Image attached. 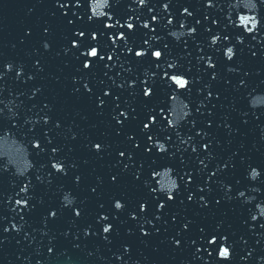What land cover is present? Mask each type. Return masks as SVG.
Listing matches in <instances>:
<instances>
[{"label":"snow or ice","instance_id":"6c2138e0","mask_svg":"<svg viewBox=\"0 0 264 264\" xmlns=\"http://www.w3.org/2000/svg\"><path fill=\"white\" fill-rule=\"evenodd\" d=\"M54 2L60 20L66 22V27L72 26L71 35L66 37L69 44L64 45L62 51L64 54L70 53L78 62L71 76L73 86L69 96L78 102L84 101L90 104L97 115H103L110 108L109 126L117 137L121 135L124 137L120 145L115 148L103 139H90L85 147L93 151L97 157H103L109 149L115 152L116 159L110 167L108 177L110 183L121 186L130 178L132 183L146 189L148 193V196L139 198L131 208L124 194L112 195L109 200L110 207L104 210L105 204L99 203L98 208L101 211L95 217V223L77 228L78 233L85 238L100 237L111 245L115 236L119 234L115 222L120 219L119 214L127 210L128 217L137 225L136 229L129 228L128 234L133 235L138 231L142 242L147 244L155 234L160 233L161 229L156 227V222L167 215L165 210L170 209V202L174 203L177 194L181 192L186 193L184 200L195 201L202 209L208 208L213 203L219 206L224 200H238L241 205H249L256 200L255 196L248 193H258L261 191L260 187L242 185L240 180H236L233 184L217 179L220 172L232 163L231 157L227 162L217 164L215 168L209 170L208 162L215 158L210 147L215 138L206 142L204 138L212 135L207 130L214 123L211 118L214 116L212 109H207L209 118L202 121L204 127L199 126L201 122L199 116L193 117L195 113L203 114L210 98L213 96L217 100L220 98V92L212 90V83L221 79L220 71L217 70L219 58L216 53H220L226 62H232L237 57L238 51H243L238 49L237 45L244 43L245 33L252 34L251 39L256 40L255 33L264 31V0H204L207 8L220 9L225 20L222 27L219 18L211 20V24L219 29L216 31H213L212 27L202 26L206 45L204 41H197L198 51L202 54L196 59L206 65L201 72L209 76L207 82H203L202 75L193 78L190 74L191 69L185 68L180 62L181 57L174 56L170 44H161L162 37L156 34L157 28L152 22L159 24L165 13L168 14L165 27L174 26L175 14L169 12L171 0H164L160 5L162 9L160 15L152 14L150 19L122 14L116 7L119 0H63V2L54 0ZM134 2L137 6H145L149 13H153L154 9L149 6V0H134ZM69 7L72 9L70 15ZM31 11L32 9H29V12ZM52 15L57 16V12H53ZM181 15L191 17L193 12L188 7H183ZM208 19L209 14H206L204 20ZM45 24L47 26L43 27V33L46 35L41 47L47 52L52 48L53 29L47 21ZM137 24L141 29L148 30L139 40L136 39ZM178 24V29L168 31L169 37L174 38L176 42H181L185 37L196 39L199 31L196 25H201L199 19L194 25H189L186 19H179ZM229 26L233 30L240 31H228ZM31 35L32 29L26 27L24 39ZM183 46L188 47L187 39L183 40ZM205 46L214 50L212 55L203 54ZM251 55L256 56L257 53L251 52ZM41 61L42 55L40 59L34 61L32 67L35 72H27L23 63L16 64L12 61L3 63L0 65V80L14 71L16 79L32 81L38 73L44 71ZM225 67L229 73L241 72L240 67L230 63H226ZM248 75V72H244L238 84L233 87L249 88L247 80L243 78ZM198 81L202 83V87H195ZM225 83L231 84V81ZM2 91L3 89L0 88V92ZM41 91L40 87H33L30 93L15 92L11 99L0 96V105H2L0 143L10 141L16 146V152L23 157L21 163L13 156L0 152V173L14 170L16 177L23 178L16 185L18 191L8 195L5 201H0V203H10V211L13 214L11 218L0 215V250L9 239L3 234L15 232L22 233V240L27 241V244H22L21 240H16L18 245H22L23 250L27 251L31 247L32 252L37 256L44 250L52 256H61L67 250L60 249L59 238L50 225H53L66 211H70L72 213L70 224L75 227L76 219L85 214V206L84 201L79 200L73 189L61 184L57 188L61 193L60 206L50 205L44 209L38 220H32V215L37 209V203L33 202L37 185L29 178L32 170H35L36 181L40 183L46 181L51 185L54 179L67 177L70 168L77 167L75 163L69 164L66 157L61 155L63 151L61 146H52L53 130H61L65 127L63 119L54 118L52 103H44L35 113L33 112L37 107L35 104L23 112L19 111L25 106L23 101L17 103L16 97L28 95V99L31 100ZM201 94H204L202 98ZM247 104L250 109L264 107V92L252 88L247 93ZM193 105H195L194 111ZM14 108L17 110H13ZM247 115V112H241V116ZM82 119H87V116H83ZM243 122L246 124L248 121ZM134 123L138 131H125ZM37 125L43 126L40 134L35 131ZM186 125L188 132L184 131ZM223 126L229 132L237 131L227 122ZM67 130L71 133V139L76 140L78 133L72 131L71 126H68ZM173 137L176 143H172ZM173 148L174 151L170 150ZM189 149L192 153H200L201 150L206 153L197 156L200 167L195 170L187 167L184 158V153ZM177 153L181 154L178 165L175 162ZM37 157L44 159L38 160ZM148 161L150 163L147 164L146 170L145 163ZM45 169H50L47 176L40 174ZM205 173L206 175L202 176V183H196V191H192L190 185L195 183V176ZM262 175L264 168L248 166L246 176L251 181H257ZM96 179L99 183L90 189L93 194H98V188L103 183L102 177L98 176ZM81 180V175H74L75 185H79ZM213 184H219L223 190V196L214 198V201L208 198V194L213 191ZM235 185L240 187L235 188ZM184 200L180 203L184 204ZM39 203L43 204V201ZM248 213V219L243 221L245 224H248V220L264 219V201L255 203L254 208H248ZM171 220L177 221L176 213L171 214ZM120 223L125 221L120 220ZM164 223L168 221L165 220ZM195 223L194 219L184 217L174 234L165 237L162 243L166 242L173 252L190 253V259L185 258L181 264H193V261H203L204 264H231L236 242L231 239L230 233L223 230L225 221L223 219L217 221L211 229L199 226L198 233L193 238ZM248 227L252 229L255 225L248 224ZM259 227L264 229V223H260ZM70 231L69 228L60 235L67 238ZM165 231L167 232L168 229ZM34 233L38 234L39 238ZM257 235L264 238V233ZM73 236L76 240H80V236L76 233H73ZM45 239L47 243H41ZM240 239L244 241L243 236ZM201 241L211 247H204ZM260 242V240L256 241L257 244ZM244 243L247 244V241ZM72 248L81 249V243H73ZM132 250L130 243H121L112 251L114 260H109L108 264H117V262L130 264ZM155 250L159 251V248ZM253 251L240 256V260L247 261L253 255ZM87 254L93 255L91 251ZM213 256L215 259H210ZM24 259L28 260L29 257L25 256ZM260 260L264 261V256H261ZM35 264H47V261L37 259ZM131 264H142V262L136 259L132 260Z\"/></svg>","mask_w":264,"mask_h":264},{"label":"water","instance_id":"95a60500","mask_svg":"<svg viewBox=\"0 0 264 264\" xmlns=\"http://www.w3.org/2000/svg\"><path fill=\"white\" fill-rule=\"evenodd\" d=\"M163 2L164 0H149V6L154 9L153 13H149L145 6H137L134 0H119V4L116 7L122 14L132 15L134 18L140 16L141 19H150L152 14L160 15L162 11L160 5ZM183 7H188L193 12V16H182L181 10ZM29 9H32V11L29 12ZM71 11L72 9L69 7V15ZM53 12H57V16H53ZM169 12L175 14L174 26L165 27L167 13L164 14L159 24L152 22L157 28L156 34L162 37L160 43L170 44L172 54L181 57L180 62L185 68L191 69L190 74L193 78L202 75L203 82H207L209 76L201 72V69H204L206 65H204L203 61L198 62L196 59L197 56L202 54L198 51L197 41H204L205 34L202 26L212 27L213 31L219 30L216 25L211 24L212 19L219 18L222 27L225 22L223 13L220 9L207 8L204 0H171ZM206 14H209L207 21L204 20ZM179 19H186L189 25H194L197 19L201 21V25H196L199 29L196 39L185 37L181 39V42H176L174 38L167 35L169 30L178 29ZM46 21L53 29L51 36L52 48L47 52L41 47V42L46 35L43 33V27L47 26L45 24ZM65 23L60 20L54 0H0V65L9 61L16 64L23 63L27 72H35L32 65L42 55L41 62L44 66L43 72L38 73L34 80L27 82L16 79L14 71L8 73L0 80V88L3 89L0 92V96L11 99L17 91L30 93L33 87H40L42 89L41 93L31 100L28 99V95L16 97V102L20 103L23 101L25 106L19 111L23 112L26 108H30L35 104L37 105L33 109L35 113L39 111V108L44 103H52L54 105V118L63 119L65 124L63 129L53 130L54 140L52 146H61L63 149L61 155L66 157L69 164L75 163L77 165L74 169L70 168L67 177L54 179L51 185H48L46 181L44 183L36 181L35 170H32L29 178L37 185L34 190L35 200L33 201L37 203V209L32 215V220H38L40 214L48 206H60L61 193L57 191V188L61 184L65 185L66 188L73 189L79 200L84 201L85 214L81 218L76 219L75 227L70 224L72 218L70 211H66L53 225H50L59 238L60 249L62 251L67 250L61 256H52L47 254L46 250L37 256L32 252L31 247L25 251L22 249V245L16 243V240H21L22 244H27V241L22 240V233H4L3 235L8 236L9 239L5 242L4 248L0 250V264H35L37 259L46 260L47 264H108L109 260H114L111 254L112 251L123 242H128L132 245L130 264L132 260L136 259L141 260L142 264H181L185 258L190 259V253L188 251L184 253L173 252L170 246L166 242L162 243V241H165V237L174 234L184 217L196 221L193 225V238L198 233L199 226L211 229L217 221L223 219L225 221L223 230L230 233L231 239L236 242L234 258L231 264H264V261L260 260V257L264 256V238L257 235V233H264V229L259 227L260 223H264V219L259 221L248 220V224L255 225L252 229L248 227V224L243 223L244 220L248 219V208H254L255 203L264 201V175L257 181H251L246 176L249 165L264 168V107L250 109L247 104V93L252 88H256L259 92H264V31L255 33L257 36L256 40L251 39L252 34L245 33L244 43L237 45V48L243 49V51H238L237 57L232 62H226L220 53H216L219 58L217 70L220 71L221 79L212 83V90L219 91L220 98L219 100L215 96L210 98L203 114L195 113L193 117L199 116L201 121L199 126L204 127L205 125L202 121L209 118L207 109H212L214 116L211 118L214 123L210 129H207L212 135L204 138V142L213 137L215 138L210 146L215 158L208 162L209 170L215 168L217 164L227 162L228 158L231 157L232 163L227 169L220 172L217 179L233 184H235L236 180H240L242 185L260 187V192L248 193L255 196L256 200L249 205H241L238 200H224L219 206L213 203L208 208L202 209L195 201L184 200L186 193L181 192L177 194V199L174 203L170 202V209L165 210L167 215L161 221L156 222V227L161 229L160 233L155 234L147 244L142 242V237L138 231H135L133 235L128 234V229H136L137 225L128 217L127 210H125L119 214L120 219L115 222L119 229V234L115 236L113 243L109 245L100 237H83L82 234L77 232V228H82L88 223L94 224L95 217L101 211L98 208V204L104 203V210H107L110 207L109 200L112 195L124 194L131 208L139 198L148 196V193L146 189L132 183L130 178L121 186L110 183L108 177L110 167L116 159L115 152L109 149L103 157H97L93 151L85 147L90 139H103L115 148L120 145L124 137L123 135L117 137L112 127L109 126L111 119L109 115L110 108L103 115H97L90 104L84 101L78 102L69 96V91L73 86L71 76L74 74V69L78 62L70 53L64 54L62 51L63 46L69 44V40L66 37L71 35L70 30L72 28V26L66 27ZM26 27L32 29V35L24 39V29ZM124 30L127 31V29ZM147 31V29H141L139 24H137L136 39L139 40L143 33ZM228 31L240 30H233L229 26ZM185 39L188 41L187 48L183 46V40ZM204 42L206 45V41ZM213 51V49L205 46L203 54L212 55ZM251 52H256L257 55L252 56ZM57 53L60 54L57 55ZM226 63L240 67L241 72H227ZM244 72L249 73L247 77H243L247 80L249 88L245 89L243 86L239 88L233 87V85L238 84ZM225 81H231V84H226ZM195 87H202V83L198 81ZM204 94H201V98ZM213 105H215L214 108ZM194 109L195 105H193V111ZM13 110L17 109L14 108ZM242 111L247 112L248 115L241 116ZM5 113L7 114V109H5ZM40 114L42 115L43 113ZM85 115L87 119H82ZM244 120L248 122L245 124ZM225 122L231 124L232 128L237 129V131L229 132L223 126ZM68 126H71L72 131L78 133L76 140L71 139V133L67 130ZM42 127V125L36 126L35 131L37 134L41 133ZM125 131H138V129L134 123L130 128H126ZM184 131L188 132L187 125ZM216 141H219V143H216ZM172 143H176L175 137H173ZM170 150L174 151L175 149ZM0 152L7 153L21 163L23 162V157L16 152V146L10 141L8 143H0ZM204 154L206 153L203 150L200 153H192L189 149L188 152L184 153L187 167L193 170L199 168L197 156ZM180 155V153H177L175 161L177 165L179 164ZM37 159L42 160L44 157H37ZM148 163L150 161L145 163L146 170ZM232 165H235V167H232ZM49 170H42L40 174L47 176ZM76 174L82 176L79 185L73 183V177ZM203 175H206V173L195 176V183L190 185L192 191H196V183H202ZM98 176L103 178V183L98 188V194H93L90 189L99 183L96 179ZM21 179L23 178L14 175V170L0 173V201H5L8 195L18 191L16 185L19 184ZM212 187V193L208 194L210 200L214 201V198L223 196V190L219 184H213ZM239 187L240 185H235V188ZM181 200H184V204L180 203ZM39 201H43V204H40ZM10 208V203H0V215L11 218L13 214ZM172 213L177 214V221L175 222L171 220ZM120 220L125 221V223L121 224ZM165 220L168 223H164ZM146 227L151 228L152 226L146 225ZM69 228L71 231L67 238L60 235L61 232ZM165 229H168V231L166 232ZM26 230L30 231V229ZM73 233L79 235L80 240H76ZM34 235L39 238L38 234L34 233ZM241 236L244 237V241H247V244L240 239ZM257 240L261 242L257 244ZM41 243L46 244V239L41 241ZM73 243H81V249H73ZM200 243L204 247H211L202 241ZM157 247L159 251L155 250ZM89 251L93 255L89 256L87 254ZM249 251H253V255L247 261H241L240 256L247 255ZM204 255L206 256L207 253L205 252ZM25 256H28L29 259L25 260ZM210 259H215V256ZM193 264H204V262L193 261Z\"/></svg>","mask_w":264,"mask_h":264}]
</instances>
